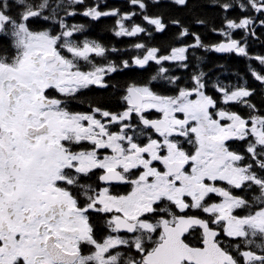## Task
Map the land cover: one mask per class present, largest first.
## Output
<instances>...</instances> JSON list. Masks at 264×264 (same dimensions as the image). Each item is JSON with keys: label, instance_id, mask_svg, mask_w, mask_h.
<instances>
[{"label": "snow or ice", "instance_id": "1", "mask_svg": "<svg viewBox=\"0 0 264 264\" xmlns=\"http://www.w3.org/2000/svg\"><path fill=\"white\" fill-rule=\"evenodd\" d=\"M130 2L147 7L144 0ZM60 7L49 0H0V264H264V105L252 102L254 90L216 86L222 95L214 97L203 73L179 88V77L164 65L186 68L189 47L203 46L196 35L195 44L168 55L135 45L144 51L134 64L160 65L152 79L176 86L175 95L133 84L122 96V112L91 104L90 112L71 111L84 90L107 88L105 77L118 69L93 64L107 49L75 43L83 26L57 20ZM222 7L258 13L264 24V0ZM98 9L82 14L93 20L120 15L117 36L147 31L125 26L135 13ZM143 18L156 32L167 27L162 18ZM41 20L54 21L58 30L34 29ZM254 23L228 20L227 28L254 35ZM220 34L227 42L214 51L248 55L230 31ZM255 59L264 64V57ZM252 74L264 86V75ZM119 185L130 190L121 194ZM94 216L104 235L97 234Z\"/></svg>", "mask_w": 264, "mask_h": 264}, {"label": "trees", "instance_id": "2", "mask_svg": "<svg viewBox=\"0 0 264 264\" xmlns=\"http://www.w3.org/2000/svg\"><path fill=\"white\" fill-rule=\"evenodd\" d=\"M36 3L42 0H35ZM53 5L59 4L57 9L59 15L57 20L63 19L69 26H83L81 32L75 33L73 40L80 44V41L96 40L107 49L104 57H93L95 66L107 67L108 64H115L118 71L105 77L107 88L93 86L86 89L78 100L69 105L71 111L80 112L90 110L89 105L100 107L112 113H119L125 110V102L122 96L126 94L129 86L149 85L154 91L163 95H175L176 86L168 84L167 81L153 80L157 75L160 65L151 62L145 68L138 66L123 67L125 61H132L144 50L137 49L136 44H144L146 48H158L160 54L168 55L172 49L188 47L195 44V36L198 35L203 46L199 48L189 47L187 67L179 63H165L169 69L168 75L179 77L176 85L179 88H186L192 85V77L203 73L202 79L206 83V91L209 95L220 97L222 94L216 91V86L233 90L237 87H246L254 90L250 99L258 107L264 105V86L257 81L253 72L264 75V64H261L256 57H264V24L258 13L253 11H242L238 7L225 9L223 4H236L242 0H188V3L181 6L175 0H144L146 9H140L138 5L132 4L130 0H85L83 5L71 4L70 0H49ZM99 5L101 11L118 10L121 15L135 13L130 21L126 20L127 27L133 24L140 25L147 29L145 33L137 36H117V21L120 15L102 17L93 20L85 17L82 13L90 7ZM66 12H75V15H66ZM144 15L159 17L167 25L163 33L155 31V26L144 20ZM250 17L255 23L251 26L252 32L236 30L233 38L240 41L246 47L247 56L236 53L220 55L212 50L213 45L227 42L220 33L227 28L228 20H240ZM202 21L203 23H200ZM178 22V23H174ZM33 27L51 28L58 30V24L54 21H39ZM187 30L189 35L182 36L181 33ZM215 30V31H214ZM194 34V35H193ZM79 41V42H78ZM116 49V51H112ZM66 55H70L65 53ZM83 70H91L92 65L81 62ZM232 111L242 116L247 115V109L240 105H233ZM155 117V114H152ZM234 150L243 153L245 146L239 142H233ZM214 201L216 197L212 198ZM259 243V241H257Z\"/></svg>", "mask_w": 264, "mask_h": 264}, {"label": "flooded vegetation", "instance_id": "3", "mask_svg": "<svg viewBox=\"0 0 264 264\" xmlns=\"http://www.w3.org/2000/svg\"><path fill=\"white\" fill-rule=\"evenodd\" d=\"M34 29H36V30H43V29H45V28H39V29H37V28H35V27H33ZM86 41H89V42H91V41H95L96 43H98V41H96V40H86ZM79 42V41H78ZM85 41H80V44L82 45L83 43H84ZM99 44V43H98ZM128 63H129V61H127ZM138 86H144V85H138ZM91 110V109H90ZM90 110H88V111H80V112H90ZM152 114H155V117L152 115ZM146 115H148L150 118H152V119H156V118H158L159 117V114L158 113H155V112H150V113H146ZM97 118H100L99 116L97 117ZM109 128H110V130L111 131H113V132H115V131H117V126L116 125H109ZM189 147V149H190V146H188ZM116 190L118 191V192H120L121 194H126L129 190H130V186H128V185H119V186H117V188H116ZM219 197H216V200L215 201H219ZM93 222L96 224V226H97V234L98 235H104V233H103V231H102V227H103V221H101L98 217H95L94 216V220H93Z\"/></svg>", "mask_w": 264, "mask_h": 264}, {"label": "rangeland", "instance_id": "4", "mask_svg": "<svg viewBox=\"0 0 264 264\" xmlns=\"http://www.w3.org/2000/svg\"><path fill=\"white\" fill-rule=\"evenodd\" d=\"M124 23H125V26L127 27V23H126V21H124ZM117 30H119V27H117ZM225 31H230L231 32V35L233 36V33L236 31V30H229L228 28H226V30ZM233 38V37H232ZM234 39V38H233ZM237 40V39H236ZM238 41V40H237ZM243 46V45H242ZM135 60V59H134ZM134 60L132 61V65L131 66H136L135 64H134ZM169 63H173V62H169ZM178 63V62H177Z\"/></svg>", "mask_w": 264, "mask_h": 264}, {"label": "water", "instance_id": "5", "mask_svg": "<svg viewBox=\"0 0 264 264\" xmlns=\"http://www.w3.org/2000/svg\"><path fill=\"white\" fill-rule=\"evenodd\" d=\"M222 43H224V42H222ZM216 45H213L212 46V50L214 49V47H215ZM214 51V50H213ZM216 52V51H215ZM216 53H218V54H220V55H224V54H227V53H220V52H216Z\"/></svg>", "mask_w": 264, "mask_h": 264}]
</instances>
